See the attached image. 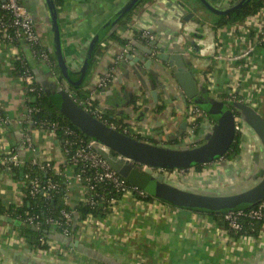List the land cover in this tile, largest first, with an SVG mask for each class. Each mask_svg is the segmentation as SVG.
Wrapping results in <instances>:
<instances>
[{"label":"crops","instance_id":"0c3cea01","mask_svg":"<svg viewBox=\"0 0 264 264\" xmlns=\"http://www.w3.org/2000/svg\"><path fill=\"white\" fill-rule=\"evenodd\" d=\"M209 1L228 8L238 0ZM21 2L34 18L52 65L34 57L26 42L0 37V199L6 208L23 201V182L2 164L10 154L26 164L51 162L67 180L69 206L79 204L83 192L57 134L30 119L25 81L14 71L21 56L48 93L79 90L85 96L79 102L94 103L112 123L146 143L190 149V141L205 140L213 127V120L206 119L200 133L187 139L186 112L196 104L187 99L171 67L157 59L158 45L166 54L184 57L200 99L215 101L216 111L221 101L240 98L264 118V10L216 28L219 15L197 0ZM146 33L158 45H147L141 37ZM237 118L242 130L237 160H215L201 171L176 169L166 181L176 180L187 191L229 195L223 193L227 188L259 179L263 145L244 119ZM47 245L33 248L18 221L0 216V264H264V225L256 234L236 239L211 213L126 197L105 218L80 223L73 236L52 231Z\"/></svg>","mask_w":264,"mask_h":264},{"label":"water","instance_id":"95a60500","mask_svg":"<svg viewBox=\"0 0 264 264\" xmlns=\"http://www.w3.org/2000/svg\"><path fill=\"white\" fill-rule=\"evenodd\" d=\"M197 1L213 14L224 16L242 8L251 0H238L228 8H220L209 0ZM158 47L161 53L157 55V59L171 67L187 99L189 101L196 99L199 96V86L192 72L188 70L184 57L180 54H166L161 45ZM129 58L131 59L130 56ZM152 63L148 62L147 67ZM48 94L60 112L74 126L107 149L98 147V152L115 171L131 185L160 202L176 208L220 214L234 211L239 207L253 206L264 200V170L260 173L259 182L250 189L230 195L214 196L178 188L167 183L162 174L155 177L135 169L137 165L168 170L188 169L222 157L236 137V118L230 109L224 112L222 108L212 110L213 115L220 117L203 145L190 149H174L146 143L118 132L85 111L66 90L55 89ZM231 106L240 112V117L254 130L264 148V118L255 109L241 102H233Z\"/></svg>","mask_w":264,"mask_h":264},{"label":"trees","instance_id":"16d2710c","mask_svg":"<svg viewBox=\"0 0 264 264\" xmlns=\"http://www.w3.org/2000/svg\"><path fill=\"white\" fill-rule=\"evenodd\" d=\"M22 1V0H21ZM264 10V0H251L246 5H244L242 8L224 15V16H218V21L215 23L216 28H223L229 25L237 24L239 22H243L246 19L258 15L261 11ZM151 34V33H149ZM152 35V34H151ZM142 39H144L147 45H152L153 40L149 39V37L146 34H141ZM118 42H120L122 45H125V41L121 40L120 38H116ZM264 45V40H263ZM35 51V48H34ZM36 52H38L39 55H41L43 52L47 53L41 45L36 46ZM48 54V53H47ZM39 59V58H37ZM41 61V59H39ZM15 74L18 76H22L23 73L30 69L28 66L27 61L21 56L15 61ZM57 69V66L53 65V69ZM35 90L33 92H29L27 94V108L31 110L30 113V119L35 126H41L42 124L46 125L48 124L50 127L53 124H58L59 129L56 130V134L58 138L61 140L63 151L68 150L72 151L75 148V135L77 137L82 138L86 142L94 141L90 137H87L82 131H80L76 126H74L57 108L55 103L52 101L51 97L48 94V91L43 89L40 84L35 82L34 85ZM76 96L74 99L79 102L81 101L80 98L85 97L82 92L76 91ZM235 101L239 102L240 98H237ZM89 102V101H87ZM196 105L199 106V108L205 112V117L201 116L198 118L197 123L198 127L196 129V135L200 133L202 129V125L205 121V119H211L213 120V125L216 124L219 117L218 115H213L212 110H215L214 103L215 101H207L206 99H200V95L192 101ZM222 102V103H221ZM220 103L222 106V112L226 111L227 109H230L233 111L235 118L240 117V112H238L235 108L231 106L232 102H223ZM88 107L91 109L89 112L90 115H92L95 118L97 117V114L95 111H97V107L94 103L89 102ZM158 110H161L159 107ZM95 112V114H94ZM105 119H107L106 125L110 126L113 124L115 126V129L123 133L125 135H129L127 131L124 130V126L117 125L112 123L110 119L107 118V116H104ZM61 128H68L72 132H74L75 135H68L66 132H64ZM242 137V130L239 125L236 127V137L230 147V149L220 158L216 159H225L228 161H234L237 160L241 154V140ZM137 140H140L139 138H136ZM206 142V140H201L197 142L198 144L196 146L203 145ZM215 161V160H214ZM211 163V162H210ZM207 164V163H206ZM67 165H71L70 158L68 156L67 158ZM203 165L198 164L194 167L196 170L201 171ZM25 173H30L31 176L37 177L40 180V183L42 186H47L49 182H55L59 184V187L55 190H51L50 195L51 197L48 198V191H46L44 194L42 192H39L36 196H24L22 204L20 206L16 205H10L7 208L5 205H3V202L0 199V216H6L9 217L12 220L18 221L21 225L22 234L26 237L29 244L35 248L40 249H47L48 245L41 244L39 242V238L41 236L48 238L50 233L52 231H56L61 233L64 228H67L70 231V235H75L78 227L79 222L85 221L89 216H93L95 218H105L108 216L109 212L102 210L100 207H91L86 202L80 201L79 204H77L74 207L69 206L66 204L67 200V180L64 178L61 173H58L55 169V167L52 166L49 168H46L45 170H42L40 167L37 166H31L30 164H27L24 168H17L12 167L10 170V175L15 180H22L23 175ZM117 201L120 200V195L114 196ZM140 198V197H139ZM144 201H154L155 198L152 196L147 195L145 198H140ZM112 207V206H111ZM250 207V206H249ZM241 208H247V207H239ZM74 211L73 214V220L69 224H64V220L61 217V211ZM238 210V208H236ZM224 212L217 214V213H211L212 216L219 222L225 225L227 227V223L224 221L223 218ZM36 215L38 217V220L42 223V226L40 229H36L33 225H31L28 222V218ZM49 220L58 221L59 223H62L61 225H50L47 222ZM264 225L263 222L260 223H254L252 225H249L248 223H244V228L241 231H230V234H232L236 239L240 238L244 235H253L255 234L259 228ZM253 228L256 229L255 233L253 232Z\"/></svg>","mask_w":264,"mask_h":264},{"label":"built area","instance_id":"2783aa9c","mask_svg":"<svg viewBox=\"0 0 264 264\" xmlns=\"http://www.w3.org/2000/svg\"><path fill=\"white\" fill-rule=\"evenodd\" d=\"M149 39L154 40V36L146 33ZM0 37L7 42L18 43L26 42L31 48L32 54L34 57L41 59L50 65L52 62L47 53L43 52L41 55L36 52V46L41 45L39 41V35L36 32L34 18L29 11V9L21 2V0H0ZM35 48V51H34ZM111 74L107 75L103 79L102 84L105 85L111 78ZM25 81V91L26 94L33 92L35 90V77L31 69H27L21 76ZM71 98L79 104L85 111H90L91 109L88 106H85L81 102H77L74 97V92L66 90ZM97 114V119L103 123L107 122L105 119V114H102L98 109L95 111ZM94 112V114H95ZM30 116L31 110L28 109ZM89 113V112H88ZM188 122L190 124V130L188 138L195 137L196 129L198 127L197 120L201 116H206L198 105L191 106L187 109L186 112ZM2 121V118H0ZM206 121V119H205ZM240 123V119L236 118V127ZM239 126H241L239 124ZM43 128H50L54 133L59 129L58 124H53L51 127L46 123L42 124ZM111 127L115 129V126L112 124ZM68 135H75L74 132L68 128H61ZM75 148L72 151L65 150L66 158H70L71 167L74 169V178L78 184L82 187V200L86 202L91 207H100L102 210L111 212L117 203L126 197H132L135 199L145 198L147 194L131 185L125 178H123L117 171H115L107 161L99 154L98 147H101L107 150L105 147L99 145L95 141L86 142L82 138L75 135ZM189 140V139H188ZM30 141V140H29ZM190 141V140H189ZM191 144H194V141H190ZM2 164L10 172L12 167L24 168L27 164L22 161L16 154H10L6 156ZM31 166L40 167L42 170L52 166L51 162H39L32 161ZM143 171H149L151 175L158 177L159 175H164L165 178L171 177L170 172L173 170L162 169V168H153L145 165H141ZM176 170V169H174ZM62 175V173H61ZM23 182V197L24 196H36L39 192L43 194L46 193L48 198L51 197V190L57 189L59 187L58 183L49 182L47 186H42L39 178L31 176L30 173H25L21 180ZM115 195H120V200L114 197ZM140 197V198H139ZM112 206V207H111ZM74 211H61V217L64 220V224H69L76 217L73 218ZM109 215V214H108ZM224 221L227 223V231H242L244 228V223L252 225L254 223H264V200H261L257 204L241 208L234 211L224 212L223 214ZM95 218L89 216L85 221H91ZM102 219V218H101ZM28 222L33 225L37 230L40 229L42 223L38 220L36 215H33L28 218ZM83 222H79L83 223ZM50 225H61L58 221L49 220L47 222ZM256 229L253 228L255 233ZM258 232V231H257ZM256 232V233H257ZM65 236H70V231L67 228H64L61 232ZM255 233V234H256ZM251 236V235H244ZM41 244H48L49 237L45 238L41 236L39 238Z\"/></svg>","mask_w":264,"mask_h":264},{"label":"rangeland","instance_id":"374dc122","mask_svg":"<svg viewBox=\"0 0 264 264\" xmlns=\"http://www.w3.org/2000/svg\"><path fill=\"white\" fill-rule=\"evenodd\" d=\"M240 128H241V126H240ZM198 143H194V144H191V145H189V147H194L195 145H197ZM195 147H197V146H195ZM136 170H138L140 173H149L150 174V172L149 171H142L143 169H142V166L141 165H137L136 166ZM186 173H188V172H186ZM151 175V174H150ZM174 179V178H173ZM178 182V181H177ZM259 182V179L257 178L255 181H250V182H247L246 184H242V187H241V185L239 184V185H236V186H234V187H229V188H227V190H226V192H225V190H224V194H226V193H229V195H230V193H236V192H241V189H245L246 188V190H248V189H250V187H253V186H255L257 183ZM167 183H169L168 181H167ZM169 184H171V185H174V186H176V180H174V181H172V182H170ZM177 187V186H176ZM248 188V189H247ZM245 190V191H246ZM190 192H193V191H190ZM198 193V192H197ZM214 196H219L220 194L218 193V194H213Z\"/></svg>","mask_w":264,"mask_h":264}]
</instances>
